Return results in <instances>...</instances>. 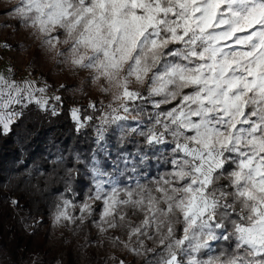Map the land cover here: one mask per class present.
<instances>
[{
    "label": "snow or ice",
    "instance_id": "1",
    "mask_svg": "<svg viewBox=\"0 0 264 264\" xmlns=\"http://www.w3.org/2000/svg\"><path fill=\"white\" fill-rule=\"evenodd\" d=\"M8 14L49 48L67 46L57 53L66 63L116 89L103 108L88 104L100 113L97 153L111 156L109 129L119 137L113 172L91 157L80 219L94 201L101 231L125 222L128 209L142 214L126 225L129 236L159 250L140 240L131 251L152 252L155 264H264V0H20ZM49 90L0 74V137L33 104L60 115L64 98ZM68 113L75 131L92 127L83 109ZM151 167L156 176L142 182ZM125 175L138 178L121 186ZM70 206L62 198L55 219L74 221ZM220 242L227 247L208 255Z\"/></svg>",
    "mask_w": 264,
    "mask_h": 264
},
{
    "label": "rangeland",
    "instance_id": "2",
    "mask_svg": "<svg viewBox=\"0 0 264 264\" xmlns=\"http://www.w3.org/2000/svg\"><path fill=\"white\" fill-rule=\"evenodd\" d=\"M19 2L20 0H0V74L5 75L8 79H14L17 83L26 79H34L41 87L47 83L50 89L48 96L61 95L64 102H68L70 97L80 103H86V95H91L95 97L90 102L96 103L98 108H103L111 103L115 88L109 86L103 79L93 82L94 73L74 68L65 62V57L57 54L64 51L67 46L60 44L55 50L49 48L44 43L45 37L36 29L25 27L18 17L8 14ZM9 21H18V27L15 28L8 24ZM10 69L12 71H9ZM132 87L143 90V86L138 84H133ZM103 88H108V93H105ZM99 98L108 101H96ZM88 104L84 109L80 106L76 107L83 109L87 115H98V123H96L98 125L100 113H92L88 109ZM61 110L62 106L60 112ZM112 130L109 129L107 133V147L111 156L105 158L103 154L97 153L96 144L93 152L97 153L102 162L100 167L106 172H113L112 159L116 155L119 137L118 130H114L115 134ZM128 146L133 147L131 144L124 147L129 152L135 153ZM90 168L91 162L88 166V178L93 183ZM156 173L157 168L151 167L139 178L144 182L149 176L155 177ZM136 178L138 177L131 175L119 177L122 181L121 186L134 183ZM13 201V199L4 200L0 204V222L3 225V236L7 243L11 244L13 238L18 236L23 241L31 239L33 249L39 239L45 246L44 253L38 252L39 255L26 264H120L121 261L124 264H155L152 252H145L138 256L131 251L133 248L139 247L140 240H143L145 247L159 250L158 246L147 238L129 236V228L126 225L129 222L138 224L142 218L140 213L132 215L131 209L127 210L129 216L125 222H120V226L110 228L105 224L103 227L106 230L101 231V228L97 226L101 212L99 202L94 201L99 205L98 212L94 209L92 215H85L84 219H80L81 203L68 208V214L75 218L74 221L64 219L57 221L55 219L57 212H48L45 221L39 223L33 208L23 210ZM94 214L95 217L91 223L93 237L91 240L84 236L81 225Z\"/></svg>",
    "mask_w": 264,
    "mask_h": 264
},
{
    "label": "trees",
    "instance_id": "3",
    "mask_svg": "<svg viewBox=\"0 0 264 264\" xmlns=\"http://www.w3.org/2000/svg\"><path fill=\"white\" fill-rule=\"evenodd\" d=\"M7 23L15 28L19 25L18 21ZM86 96V103L69 97L58 116L33 104L25 111L24 118L13 126V132L0 137V204L13 199L23 210L33 208L36 219L43 223L48 212L55 213L58 206H62V198L70 200L73 206L85 201L92 188L88 166L95 148L94 128L98 115H94L91 128L77 132L68 109L76 106L84 109L95 97ZM96 101L108 100L99 98ZM112 132L115 134L114 130ZM131 146L129 149L136 151L135 146ZM69 170L73 173L71 191H68L67 183ZM93 208L98 212L99 205L93 202ZM94 217L95 214L81 225L84 236L91 240ZM221 247H227V244L220 242L208 255L217 254ZM44 248L40 239L33 249L31 239L23 241L18 236L8 244L0 222V264H26L37 257L38 252L44 253Z\"/></svg>",
    "mask_w": 264,
    "mask_h": 264
}]
</instances>
